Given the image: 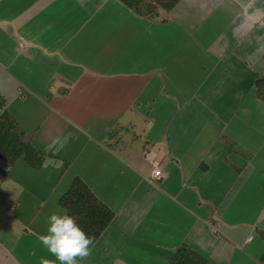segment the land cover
<instances>
[{
  "label": "crops",
  "instance_id": "1",
  "mask_svg": "<svg viewBox=\"0 0 264 264\" xmlns=\"http://www.w3.org/2000/svg\"><path fill=\"white\" fill-rule=\"evenodd\" d=\"M164 1L0 0V121L44 154L0 146V264L55 261L76 177L114 211L78 264H264V0Z\"/></svg>",
  "mask_w": 264,
  "mask_h": 264
},
{
  "label": "trees",
  "instance_id": "2",
  "mask_svg": "<svg viewBox=\"0 0 264 264\" xmlns=\"http://www.w3.org/2000/svg\"><path fill=\"white\" fill-rule=\"evenodd\" d=\"M256 86L258 97L264 101V76L256 80ZM16 127V123L8 116L3 117L0 121V146L13 158L25 155L31 165L41 166L44 154L22 141ZM60 204L76 217L81 227L92 237V241L101 235L114 217V211L104 204L79 177L73 180L70 188L60 198ZM171 263L207 264V259L198 251L184 245L179 248Z\"/></svg>",
  "mask_w": 264,
  "mask_h": 264
},
{
  "label": "clouds",
  "instance_id": "3",
  "mask_svg": "<svg viewBox=\"0 0 264 264\" xmlns=\"http://www.w3.org/2000/svg\"><path fill=\"white\" fill-rule=\"evenodd\" d=\"M41 244L55 257L52 264H78L77 258L89 255L92 237L86 233L76 217L64 210L47 217L46 234ZM42 264H49L43 260Z\"/></svg>",
  "mask_w": 264,
  "mask_h": 264
},
{
  "label": "rangeland",
  "instance_id": "4",
  "mask_svg": "<svg viewBox=\"0 0 264 264\" xmlns=\"http://www.w3.org/2000/svg\"><path fill=\"white\" fill-rule=\"evenodd\" d=\"M127 3L132 6L135 5L137 10L146 15L153 11H160L166 5L164 0H127Z\"/></svg>",
  "mask_w": 264,
  "mask_h": 264
},
{
  "label": "built area",
  "instance_id": "5",
  "mask_svg": "<svg viewBox=\"0 0 264 264\" xmlns=\"http://www.w3.org/2000/svg\"><path fill=\"white\" fill-rule=\"evenodd\" d=\"M161 172H162V170H161L160 166H156L153 174L155 177H160L162 175ZM250 239H252V236L250 237Z\"/></svg>",
  "mask_w": 264,
  "mask_h": 264
}]
</instances>
